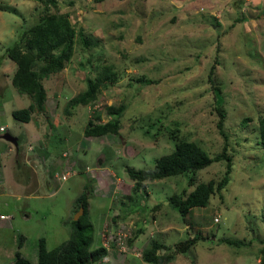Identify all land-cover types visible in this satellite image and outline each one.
Returning <instances> with one entry per match:
<instances>
[{"label":"rangeland","instance_id":"obj_1","mask_svg":"<svg viewBox=\"0 0 264 264\" xmlns=\"http://www.w3.org/2000/svg\"><path fill=\"white\" fill-rule=\"evenodd\" d=\"M58 3L77 31L84 28L101 44L85 47L77 37L67 67L44 79L47 111L23 122L12 112L28 107L32 99L13 85L17 65L6 52L38 21L42 3L0 0V179L6 187L0 194V264L13 262L17 251L37 263L40 238H46L49 249L67 240L76 200L86 186L94 223L91 249H109L95 264H148L142 251L153 238L170 246L172 258L166 264H260L264 0ZM104 65H112L116 81L102 88L94 103L69 108V101L87 89L88 77L97 76ZM212 67L221 88L217 98L209 79ZM216 100L224 101L223 130L234 156L223 199L212 196L210 205L195 207L186 222L169 202L171 195L195 187L188 184L191 176L196 184L219 180L226 161L213 162L196 175L149 181L139 200L130 199L134 183L127 167H154L178 139L198 142L210 156L222 151L225 137ZM122 103L127 108L118 134L85 135L89 119L99 113L105 122L108 107ZM246 118L250 121L243 124ZM5 133L19 138L18 149L4 140ZM64 173L68 179H58ZM196 234L202 238L193 248L174 251L177 242ZM224 238L247 244L230 245Z\"/></svg>","mask_w":264,"mask_h":264},{"label":"trees","instance_id":"obj_2","mask_svg":"<svg viewBox=\"0 0 264 264\" xmlns=\"http://www.w3.org/2000/svg\"><path fill=\"white\" fill-rule=\"evenodd\" d=\"M40 17L38 21L23 30L19 40L8 47L6 55L16 63L17 68L12 77L13 85L23 94H28L32 103L25 108L13 110L14 118L23 122H30L33 114L47 111L48 91L44 79L52 74L61 72L67 67L75 53L77 37L85 47L101 44L100 39L93 40L84 28L76 30L70 17L59 10L58 0H41ZM214 67H212L209 79L213 83L216 94L221 88L214 83ZM117 74L114 73L112 65H104L99 74L95 77H88V87L69 101V108L74 109L78 105H90L97 101L102 88L116 81ZM223 102L216 100V108L220 114L218 127L225 137V144L220 153L210 156L201 145L188 139H178L174 150L157 158L156 164L151 168L137 169L127 167L130 179L133 181L132 193L128 197L134 201L139 200L138 196L147 182L161 180L167 177L177 176L185 173L196 175L200 170L210 166L213 162L226 161V171L219 179H210L206 182L195 183V176L189 178L188 184L195 186L190 192L184 190L182 193H175L170 196L169 202L173 204L186 222L195 207H207L211 203L212 196L219 194L223 199V190L229 185L230 176L233 170L234 156L229 151L228 138L223 130L226 112ZM127 105L122 103L118 107L110 105L107 112L110 119L102 121L100 114L94 119H89L85 128L87 137H102L109 134H118L121 128V117ZM250 121L244 119L243 124ZM259 144L263 149L264 157V115L259 119ZM175 138L177 136L172 135ZM19 140V138H18ZM1 163V151H0ZM6 190L3 180L0 179V194ZM87 186L83 193L77 198V211L84 206L85 211L79 219L69 222L70 236L67 240L53 249L47 247L45 237L39 240L38 262L33 263L20 251H17L15 260L10 264H95L102 262L108 255L109 249L100 245L91 249L94 241V223L89 212V195ZM138 198V199H137ZM76 211V210H75ZM76 213V212H75ZM24 237H22L23 239ZM202 237L195 235L183 241L177 242L176 252L185 253L193 248ZM223 242L230 245L241 246L247 243L243 240L224 238ZM264 243V240H263ZM22 243H20V246ZM170 246L153 238L142 251V259L148 264H166L172 254ZM260 264H264V244L261 248Z\"/></svg>","mask_w":264,"mask_h":264},{"label":"water","instance_id":"obj_3","mask_svg":"<svg viewBox=\"0 0 264 264\" xmlns=\"http://www.w3.org/2000/svg\"><path fill=\"white\" fill-rule=\"evenodd\" d=\"M3 138H4L6 141L12 143V144L18 149V147H19V140H18V137L12 135L11 133H5V134L3 135ZM84 211H85L84 206H81L80 209L76 212L74 219H75V220L79 219L80 216L83 215Z\"/></svg>","mask_w":264,"mask_h":264},{"label":"built area","instance_id":"obj_4","mask_svg":"<svg viewBox=\"0 0 264 264\" xmlns=\"http://www.w3.org/2000/svg\"><path fill=\"white\" fill-rule=\"evenodd\" d=\"M1 131H6V129L4 128V127H1ZM69 175L70 174H62V175H58L57 174V177H58V179H60V180H66V179H68V177H69ZM220 216V215H219ZM219 216H217V218H216V221H219L220 220V218H219ZM1 218L3 219H7V218H9V217H6L5 215H1ZM121 238V237H120ZM106 246V245H105ZM107 247V246H106Z\"/></svg>","mask_w":264,"mask_h":264},{"label":"crops","instance_id":"obj_5","mask_svg":"<svg viewBox=\"0 0 264 264\" xmlns=\"http://www.w3.org/2000/svg\"><path fill=\"white\" fill-rule=\"evenodd\" d=\"M5 140V139H4Z\"/></svg>","mask_w":264,"mask_h":264}]
</instances>
